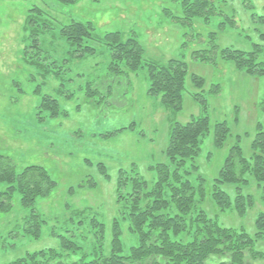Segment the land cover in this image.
<instances>
[{
	"label": "rangeland",
	"instance_id": "rangeland-1",
	"mask_svg": "<svg viewBox=\"0 0 264 264\" xmlns=\"http://www.w3.org/2000/svg\"><path fill=\"white\" fill-rule=\"evenodd\" d=\"M214 4L215 13L208 19L195 17L183 26L162 13L161 0H76L73 4L0 0V155L10 157L17 172L28 165H40L56 182L54 189L33 205L46 220L38 238L21 230L28 208L20 205L18 193L13 196V208L0 212V264L27 251L58 247L54 234L81 243L82 251L89 253L102 239L93 236L94 229L88 225L92 216L104 223L103 239L108 243L111 222L120 217L124 200L118 201L116 191L119 171L124 170L127 177L137 173L151 185L156 176L151 166L168 162L165 149L171 122H185L201 112L189 94L193 91L192 73L204 79L205 93L211 84H220L217 94L205 97L210 128L196 157V170L205 179L201 206L206 216L219 224L254 233L253 220L260 204L239 216L220 211L210 193L232 145L238 141L247 151L255 122L262 118L258 103L264 99V77L236 70L221 58L220 49L247 51L253 44L264 48V23L257 18L264 13V0H214ZM31 6L47 14L53 29L40 36L47 60L56 61V66L48 65L45 70L27 66L22 56L25 18ZM70 20L91 21L96 36L107 31L135 34L145 59L184 60L188 74L182 108L175 112L161 103L159 96L147 93L145 67L127 74L109 70V50L101 42L89 40L94 54L72 56L68 52L72 47L56 32ZM195 50H200L198 57ZM205 54L206 62H202ZM37 86L39 91L34 92ZM43 95L56 99L55 116L48 108L38 111ZM221 120L226 121L229 133L215 147L213 124ZM121 127L126 128L118 130ZM91 181L94 184L90 185ZM5 187L6 183L0 182V190ZM130 188L128 179L121 189ZM222 188L233 195V186ZM78 210L83 215H75ZM124 224L120 237L128 247L134 238ZM254 244L264 252V241Z\"/></svg>",
	"mask_w": 264,
	"mask_h": 264
},
{
	"label": "trees",
	"instance_id": "trees-1",
	"mask_svg": "<svg viewBox=\"0 0 264 264\" xmlns=\"http://www.w3.org/2000/svg\"><path fill=\"white\" fill-rule=\"evenodd\" d=\"M56 1L62 4L76 2ZM214 8V0H161L160 9L171 22L184 26L191 24L195 17L208 19L215 13ZM257 18L264 23V13ZM24 30L26 42L22 56L27 66L44 70L48 65L56 66L55 60H47L48 56L41 47L40 36L53 29L40 7L27 9ZM56 32L72 47L68 52L76 58L94 54L95 48L89 43L91 40L108 47L109 70L127 74L145 67L149 81L147 93L159 96L160 102L175 112L182 108L188 74L184 60L145 59L143 47L135 34L125 36L119 31H107L96 36L94 25L89 20H70L60 25ZM194 52L195 57L201 54L200 50ZM206 55H203L202 62H206ZM220 56L230 61L236 70L253 77H264V48L259 44H253L247 51L224 47L220 49ZM209 60L212 61L211 58ZM190 80L193 91L189 94L201 112L188 121L171 122L165 149L168 162L151 166L156 173L151 185L137 173L127 177L124 170L119 171L116 191L118 201L124 200L120 217H114L111 222L108 243L105 244L103 239L104 223L92 216L88 225L94 229L93 236L102 239L89 253L82 251L81 243L64 234H54L58 247L27 251L2 264H264V252L254 247L256 241H264V99L258 103L262 118L255 122L247 151L238 141L232 145L218 176L214 178L210 193L220 211L239 216L260 204L253 220L255 231L250 234L243 227L219 224L207 217L201 206L205 179L196 170V157L202 137L210 128L205 97L209 93L217 94L220 84H211L205 93V81L201 76L192 73ZM36 91H39V86ZM38 108L39 112L48 108L51 116L58 112L56 99L49 95L42 96ZM228 133L225 120L214 122L212 135L215 147L222 144ZM128 179L131 188L123 192L121 188ZM0 182L6 183V187L0 190V212L6 213L13 208V196L18 193L20 205L28 208L21 230L32 238H38L46 220L33 205L38 197H46L56 182L40 165H28L17 172L12 159L4 155H0ZM92 184L94 182L91 181ZM224 185L233 186L232 196L222 188ZM74 214L80 216L83 212L78 210ZM123 223L124 226L127 223L134 238V244L128 247L120 237Z\"/></svg>",
	"mask_w": 264,
	"mask_h": 264
}]
</instances>
